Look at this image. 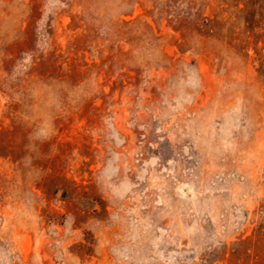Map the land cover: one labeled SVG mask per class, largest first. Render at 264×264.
<instances>
[{
    "label": "rangeland",
    "instance_id": "1",
    "mask_svg": "<svg viewBox=\"0 0 264 264\" xmlns=\"http://www.w3.org/2000/svg\"><path fill=\"white\" fill-rule=\"evenodd\" d=\"M0 264H264V0H0Z\"/></svg>",
    "mask_w": 264,
    "mask_h": 264
}]
</instances>
